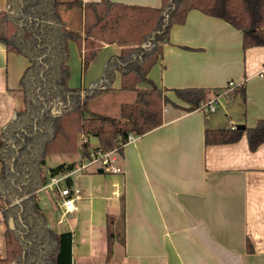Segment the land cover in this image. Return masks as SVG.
I'll return each mask as SVG.
<instances>
[{"label": "crops", "instance_id": "0c3cea01", "mask_svg": "<svg viewBox=\"0 0 264 264\" xmlns=\"http://www.w3.org/2000/svg\"><path fill=\"white\" fill-rule=\"evenodd\" d=\"M78 1L82 4L59 11L67 28L82 33L83 4L98 0ZM111 1L150 7L161 3ZM6 8V0H0V12ZM120 50L117 44H104L83 69L82 50L70 41L68 85L94 87L109 57ZM27 65L23 55L0 43V131L21 106L19 80ZM148 77L172 101L163 107L162 123L117 152L121 173L81 162L77 153L57 158L53 166L75 164L64 176L81 199L74 211L64 212L58 192L48 184L40 188L38 203L49 227L71 232L72 264H264V141L251 150L243 133L236 142L204 143L205 128L253 127L264 120V46L243 49L240 30L190 10L182 24L171 28ZM230 81L234 86L228 88ZM120 83L116 72L108 92L129 95L112 105L115 112L135 97L119 90ZM183 88H205L207 100L217 91L220 111L185 110L187 104L174 92ZM89 140L97 144L95 137ZM109 215L115 220L107 258ZM3 231L0 221V257Z\"/></svg>", "mask_w": 264, "mask_h": 264}, {"label": "trees", "instance_id": "16d2710c", "mask_svg": "<svg viewBox=\"0 0 264 264\" xmlns=\"http://www.w3.org/2000/svg\"><path fill=\"white\" fill-rule=\"evenodd\" d=\"M0 12V43L7 51L23 55L28 65L19 80L21 106L0 131V221L4 225V256L0 264H72V234L48 225L37 191L51 177L63 175L74 163L46 167L49 155L107 152L132 137L162 123L164 105L172 101L148 77L158 61L171 28L182 24L190 10L224 20L242 32V48L264 46V0H161L160 6L127 5L111 0L83 4V32L66 27L61 6L81 5L78 0H6ZM82 50L86 69L104 44L121 47L107 60L100 81L91 88L70 87L69 42ZM116 72L121 91H132L131 102L119 106L117 117L92 112L90 102L112 91ZM148 87H139L140 84ZM205 88L174 89L187 104L198 109L206 101ZM245 133L248 146L264 141V120L253 127L204 130V143L238 141ZM83 137H95L96 146ZM68 177L63 180L69 185ZM13 220V228L9 220ZM115 216L107 225V258L114 241Z\"/></svg>", "mask_w": 264, "mask_h": 264}, {"label": "built area", "instance_id": "2783aa9c", "mask_svg": "<svg viewBox=\"0 0 264 264\" xmlns=\"http://www.w3.org/2000/svg\"><path fill=\"white\" fill-rule=\"evenodd\" d=\"M234 83L232 81L228 82V88L233 87ZM220 94L215 91L212 98L201 103L199 109L207 112H212L215 110V102ZM233 126L232 128H234ZM129 140L133 137L128 136ZM83 141H89L88 137H83ZM93 146H96L93 144ZM116 149L107 152H91L90 159L85 161L87 164L97 163L102 169L110 173H121L122 169L116 164ZM86 165V164H85ZM64 174L53 176L47 183L53 190H56L60 195L59 206L64 212H72L76 209L77 201L81 199V195L75 191H72L70 187L63 184Z\"/></svg>", "mask_w": 264, "mask_h": 264}, {"label": "rangeland", "instance_id": "374dc122", "mask_svg": "<svg viewBox=\"0 0 264 264\" xmlns=\"http://www.w3.org/2000/svg\"><path fill=\"white\" fill-rule=\"evenodd\" d=\"M127 95L129 94L125 92L124 94L113 95L107 91L101 94L100 96L96 97L95 99H93L91 101L90 108L94 112L96 111L97 113L99 112L101 114L103 113L105 115L117 117L119 112L117 111L115 112L112 105L120 98L126 99ZM215 107H217V109H219L218 111H220V107L217 104H215ZM68 157H70V155H57V154L49 155L46 159V166L52 167L54 164H56L57 158L64 160Z\"/></svg>", "mask_w": 264, "mask_h": 264}, {"label": "water", "instance_id": "95a60500", "mask_svg": "<svg viewBox=\"0 0 264 264\" xmlns=\"http://www.w3.org/2000/svg\"><path fill=\"white\" fill-rule=\"evenodd\" d=\"M235 127L239 128V129H243L244 125L243 124H237ZM99 171H101V169H99ZM9 224H10V227L13 228L14 224H13V220L12 219L9 220Z\"/></svg>", "mask_w": 264, "mask_h": 264}]
</instances>
